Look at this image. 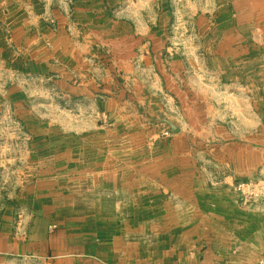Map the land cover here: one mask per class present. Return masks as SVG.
<instances>
[{
  "label": "crops",
  "instance_id": "0c3cea01",
  "mask_svg": "<svg viewBox=\"0 0 264 264\" xmlns=\"http://www.w3.org/2000/svg\"><path fill=\"white\" fill-rule=\"evenodd\" d=\"M260 2L246 27L216 17L214 41L195 48L170 41L163 8L0 0L3 98L26 134L19 186L0 203V264L264 260ZM32 87L54 103L44 120ZM258 169L261 196H241Z\"/></svg>",
  "mask_w": 264,
  "mask_h": 264
},
{
  "label": "rangeland",
  "instance_id": "374dc122",
  "mask_svg": "<svg viewBox=\"0 0 264 264\" xmlns=\"http://www.w3.org/2000/svg\"><path fill=\"white\" fill-rule=\"evenodd\" d=\"M58 6H62L63 2L70 4L73 0H57ZM261 0H108L111 6V13L120 16H129L134 11H144L148 14L154 11H160L162 8L167 16L170 41L179 47L192 46L200 47L201 45L209 46L214 41L213 36L208 30L215 25L216 17L227 15L231 12L241 13L245 22L240 24L246 27V19L252 12L250 5L254 4L255 12H261ZM161 12V11H160ZM241 71V70H240ZM4 81H0V203L6 200L14 188L18 187L17 178H22L17 170H22L24 165L23 158L26 155V134H24L19 119L15 118L8 106V99H4L5 95L3 85L5 84V75H2ZM30 99V105L35 107L36 116L44 120L47 117L45 111L48 105L54 104L53 101L42 94L41 89H36ZM58 100V99H56ZM246 98L240 97L239 105L246 104ZM256 107L259 99L256 97ZM11 101V100H10ZM54 106V105H52ZM46 112V113H45ZM53 121L58 122V113ZM170 130V125L166 124L163 130ZM210 148V147H209ZM15 171V172H14ZM258 174L247 181H238V183L250 182L252 188L259 193L262 189L261 174ZM16 179V180H15ZM16 183V184H15ZM258 198V197H257ZM256 198V199H257Z\"/></svg>",
  "mask_w": 264,
  "mask_h": 264
},
{
  "label": "built area",
  "instance_id": "2783aa9c",
  "mask_svg": "<svg viewBox=\"0 0 264 264\" xmlns=\"http://www.w3.org/2000/svg\"><path fill=\"white\" fill-rule=\"evenodd\" d=\"M171 135V132L170 130L166 129V130H163L161 133H160V136L161 137H169ZM254 186L248 182V183H237L235 185V190L243 197H246L248 199H256L257 197H259V193L256 192L255 190H253ZM55 228V225H51L50 226V229H54ZM258 264H264V260H259Z\"/></svg>",
  "mask_w": 264,
  "mask_h": 264
},
{
  "label": "water",
  "instance_id": "95a60500",
  "mask_svg": "<svg viewBox=\"0 0 264 264\" xmlns=\"http://www.w3.org/2000/svg\"><path fill=\"white\" fill-rule=\"evenodd\" d=\"M172 131H173V132H176V130H175V129H172Z\"/></svg>",
  "mask_w": 264,
  "mask_h": 264
}]
</instances>
